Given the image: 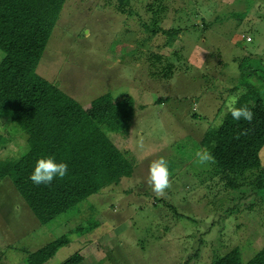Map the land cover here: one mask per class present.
<instances>
[{
  "label": "rangeland",
  "instance_id": "rangeland-1",
  "mask_svg": "<svg viewBox=\"0 0 264 264\" xmlns=\"http://www.w3.org/2000/svg\"><path fill=\"white\" fill-rule=\"evenodd\" d=\"M153 1L159 0H65L36 72L78 102L70 117L105 93L131 98L129 126L101 134L118 151L121 170L132 172L99 181L81 166L29 199L22 191L35 186L29 177L38 159L68 149L60 126L0 180V201H14L12 215L11 205L0 204V264H26L25 248L34 252L65 234L70 242L44 264L76 253L80 264H212L236 247L246 262L263 247L264 193L240 198L249 187L226 188L215 164L196 163L195 153L246 82L264 90V0H164L168 10L156 34L146 28L153 23L145 7ZM170 27L181 29L172 40L161 32ZM241 61L256 70L243 83ZM168 65L173 75L164 78ZM0 124L11 136L0 157L18 158L25 142L8 120ZM161 157L171 186L158 197L147 174ZM260 157L264 168V147ZM19 200L24 216L15 211ZM85 226L91 229L76 232ZM7 243H19L18 250H5Z\"/></svg>",
  "mask_w": 264,
  "mask_h": 264
},
{
  "label": "trees",
  "instance_id": "trees-1",
  "mask_svg": "<svg viewBox=\"0 0 264 264\" xmlns=\"http://www.w3.org/2000/svg\"><path fill=\"white\" fill-rule=\"evenodd\" d=\"M64 3L65 0H0V50L3 53L0 60V122L1 119H8L12 130L20 133L26 145L25 148L20 147L18 158L0 157V180L9 178L25 155L51 137L60 126L68 149L50 155L58 162L67 163L68 173L83 166L94 171L101 181L112 179L114 173H119L113 178L116 180L119 176H130L132 172L130 169L121 170L116 155L118 151L112 141L101 134L103 130L119 133L129 126L132 116L131 98L115 99L110 93H105L95 98L84 112L70 117L79 111L78 102L36 72ZM145 8L153 23L146 28L156 34L160 28L155 26L162 15L166 16L168 3L164 0L153 1ZM180 30V27H170L172 33L164 28L161 32H167L168 38L172 40ZM239 69L241 83L256 71L243 65L242 61ZM164 71V78L173 75L169 65ZM258 80L264 82L263 77ZM238 86H234V89L237 90ZM256 86L246 82V88L238 94L234 105L247 106L253 112L251 124L234 120L229 110L218 127L205 130L202 141L206 143L200 140V145L215 157V167L226 188L249 187L251 192L243 193L240 198L254 194L257 190L258 193H264V168L260 157L264 147V90L260 91ZM192 115L197 116L196 113ZM244 130H247L246 134L237 139V135ZM10 142L11 136L3 133L0 124V151L6 150ZM17 186L20 187L19 184ZM52 186L53 183L48 186L35 185L28 189L29 192L22 193L35 202L42 189H50ZM57 187L61 189L63 186ZM64 191L75 195L73 190L66 188ZM69 207L59 214L67 212ZM90 229V226H85L75 230L81 234L83 230ZM69 242L65 234L32 253L24 252L29 264H44ZM81 261L82 256L76 253L62 264H80ZM212 264H264V245L246 262L236 247L223 256L214 257Z\"/></svg>",
  "mask_w": 264,
  "mask_h": 264
},
{
  "label": "clouds",
  "instance_id": "clouds-1",
  "mask_svg": "<svg viewBox=\"0 0 264 264\" xmlns=\"http://www.w3.org/2000/svg\"><path fill=\"white\" fill-rule=\"evenodd\" d=\"M232 118L236 121H247L251 124L254 114L247 107H233L230 109ZM247 130L239 133L246 134ZM196 163L200 165L215 164V157L206 149L197 150L195 153ZM68 175V164L65 162H57L53 157L40 158L35 164L34 171L30 175V180L35 185H51L54 180L64 179ZM147 184L153 193L162 197L166 190L170 188V172L168 162L163 158L153 160L148 167Z\"/></svg>",
  "mask_w": 264,
  "mask_h": 264
},
{
  "label": "crops",
  "instance_id": "crops-1",
  "mask_svg": "<svg viewBox=\"0 0 264 264\" xmlns=\"http://www.w3.org/2000/svg\"><path fill=\"white\" fill-rule=\"evenodd\" d=\"M6 120H8V119H6ZM9 121V120H8ZM10 123V122H9ZM16 195V194H15ZM18 199H19V197H18V195L16 196ZM18 199H15V200H18ZM12 202H13V204H14V201H10V203H5V200L4 199H2L1 201H0V204L2 205H10L11 204V207L9 206V209H8V214H9V211H11V208H12V213H13V211H14V208L12 207L13 206V204H12ZM15 203H17V205L19 206V208H18V206L16 205V212H22L23 213V216L25 215V211H27L26 209H24L23 207H22V209L20 208V204H22L23 205V203H24V201L22 200H19V201H15ZM20 203V204H19ZM0 205V206H1ZM28 214V213H27ZM30 214V213H29ZM3 215V214H2ZM5 215V214H4ZM9 215H12V214H9ZM33 216V215H32ZM32 218H34V217H32ZM34 220V219H33ZM9 236V235H8ZM18 247L19 246V243L18 244H12V243H7V244H5L4 245V247H5V250H10V251H15L16 252V250H18V248H16V247ZM1 248H3V247H1ZM21 248V247H20ZM25 251L26 252H29V253H32L33 251H31V250H28V249H26L25 248ZM24 254H26V253H24ZM23 254V255H24ZM27 255V254H26ZM25 261H26V264H29V263H27V258H25Z\"/></svg>",
  "mask_w": 264,
  "mask_h": 264
},
{
  "label": "built area",
  "instance_id": "built-area-1",
  "mask_svg": "<svg viewBox=\"0 0 264 264\" xmlns=\"http://www.w3.org/2000/svg\"><path fill=\"white\" fill-rule=\"evenodd\" d=\"M246 40H247V41H250L251 38H250L249 36H246Z\"/></svg>",
  "mask_w": 264,
  "mask_h": 264
}]
</instances>
